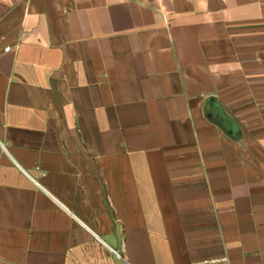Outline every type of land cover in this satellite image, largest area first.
I'll return each instance as SVG.
<instances>
[{
	"label": "crops",
	"instance_id": "0c3cea01",
	"mask_svg": "<svg viewBox=\"0 0 264 264\" xmlns=\"http://www.w3.org/2000/svg\"><path fill=\"white\" fill-rule=\"evenodd\" d=\"M0 264H264V0H0Z\"/></svg>",
	"mask_w": 264,
	"mask_h": 264
},
{
	"label": "built area",
	"instance_id": "2783aa9c",
	"mask_svg": "<svg viewBox=\"0 0 264 264\" xmlns=\"http://www.w3.org/2000/svg\"><path fill=\"white\" fill-rule=\"evenodd\" d=\"M9 50H10V47H7V48L4 49V51H7V52H8ZM117 255L120 256V254H118V253H117Z\"/></svg>",
	"mask_w": 264,
	"mask_h": 264
}]
</instances>
